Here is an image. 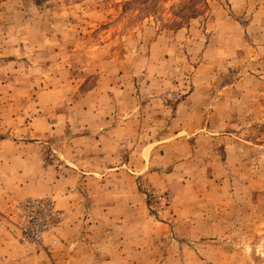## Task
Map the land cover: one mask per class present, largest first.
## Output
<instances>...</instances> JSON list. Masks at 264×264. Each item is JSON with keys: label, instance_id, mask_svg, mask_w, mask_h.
<instances>
[{"label": "rangeland", "instance_id": "obj_1", "mask_svg": "<svg viewBox=\"0 0 264 264\" xmlns=\"http://www.w3.org/2000/svg\"><path fill=\"white\" fill-rule=\"evenodd\" d=\"M0 264H264V0H0Z\"/></svg>", "mask_w": 264, "mask_h": 264}]
</instances>
